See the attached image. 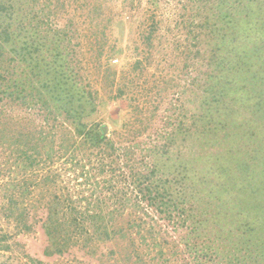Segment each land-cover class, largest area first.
Masks as SVG:
<instances>
[{
	"label": "trees",
	"instance_id": "1",
	"mask_svg": "<svg viewBox=\"0 0 264 264\" xmlns=\"http://www.w3.org/2000/svg\"><path fill=\"white\" fill-rule=\"evenodd\" d=\"M200 3L198 16L184 17V21L189 19L200 27L192 39L202 45L206 41L209 55L203 65L212 66L202 84L211 97L202 98L200 127L201 131L222 132L225 125H217L228 119V158L209 156L211 161L206 163L211 165L204 167L203 175L218 170L215 173L220 182L200 180L193 183L199 184L196 190L190 183L194 177L187 171L179 168L172 176L164 172L169 160L167 142L153 144L137 158L134 147L139 144L129 138L133 135L129 121L108 130L104 120L95 117L99 89L81 73L79 62L74 64L71 35L65 27L41 31L32 16L34 27L30 32L20 31L19 37V28L11 26L12 14L7 12L13 2L0 1V117L7 121L0 137H5L3 151L11 160L10 166L23 172L4 185L0 183L9 186L1 198L0 218L29 230L30 207L25 197L31 196L34 186L40 181L46 185L48 181L62 182V170L83 172L86 161L91 165L85 173L106 174L101 181L109 192L114 190L112 179L120 170L124 188L133 193L126 197V190L121 188L107 196L95 189L75 196L69 190L53 194L41 218L49 242L45 249L48 255L63 253L79 242L88 246L95 241L127 239V251L120 261L128 264H192V260L194 264H264V0ZM157 6L155 1L154 8ZM101 8L99 2L89 8L88 17L95 27ZM107 28L92 33L100 80L110 77L108 58L113 50L106 40ZM151 37L149 32L147 38ZM197 51L202 54L204 50ZM222 72L227 74L222 76ZM127 89L128 82L117 85L113 75L108 97H121ZM227 96L228 108L223 103L226 108L217 109ZM9 123L18 125L10 131ZM212 133L204 135L209 139ZM3 167L0 161V174ZM44 170L48 173L41 176ZM37 174L39 178L33 177ZM226 180L228 194L223 188ZM198 192H207L216 200V211L205 212L201 202L197 206ZM81 196L85 203L79 201ZM110 199L122 203L113 205ZM130 199L132 210L119 224L116 219L125 214L124 203ZM162 220L172 224L176 234L170 235ZM162 232L167 237H162ZM7 238V234H0L8 249ZM182 250L187 255L180 262ZM27 258L31 264H42L30 255Z\"/></svg>",
	"mask_w": 264,
	"mask_h": 264
},
{
	"label": "rangeland",
	"instance_id": "2",
	"mask_svg": "<svg viewBox=\"0 0 264 264\" xmlns=\"http://www.w3.org/2000/svg\"><path fill=\"white\" fill-rule=\"evenodd\" d=\"M10 1L13 4L7 11L12 14L9 22L13 28H19V37H22L20 31L30 32L29 28L34 27V17L37 28L41 31L45 28L59 27H65L68 30L71 35L70 45L74 49L73 54L75 53L74 64L79 62L82 67L81 73L99 89V112L95 117L103 119L108 130H113L117 124L121 126L123 122L129 121L133 130V135L130 134L129 138L132 143L139 144L134 147L137 158L146 153L148 147L151 148L153 144L167 142L169 160L168 166L163 167L165 173L175 175L179 172V168L187 171V174L194 177L192 182L189 181L196 190L199 189V184L193 183H199L200 180L209 184L220 182L215 173L219 172L218 170H214L212 175H203V170L205 166L211 165L206 163L207 160L211 161L209 156L225 155L228 158V119H224L222 124L217 125L220 127L225 125L222 132L213 131L212 133L206 131L207 129L201 131L202 98L205 95L211 97L210 93L204 91L203 85L207 80V74L211 73L212 66L203 65L206 62L203 59H207L209 55L208 48L205 47L206 41L202 45L192 39L194 31L199 30L200 27L198 24L193 25L189 19L184 21L187 15L198 16L201 9L197 6L201 4V0ZM155 1L158 6L154 8ZM94 2L102 4V13L96 19V22H99L96 27L90 23L88 17L89 8ZM106 25L108 28L104 32L113 53L108 58L110 77L106 76L100 80L101 77L98 74L100 68L94 64L97 48L92 33L96 29L103 30ZM149 32L152 33L151 38H147ZM51 38V35L47 38L48 44ZM198 48L204 50L202 54L198 53ZM226 74L222 72L220 75ZM113 75L117 85L120 82L126 84L127 81L129 87L127 94L114 99L108 97ZM220 103L217 109L225 107L223 103H227L228 108V96ZM244 109L243 107L239 111ZM6 122L5 118L0 117V129L6 126ZM17 125L18 123H9L8 130H15ZM211 125H213L212 122ZM188 132H190L189 135ZM204 133L212 134L208 139ZM4 139L5 137H0V161L4 163L3 172L0 174L2 185L7 179H15L23 174L21 170L10 166L11 160L7 159L3 151L6 148ZM89 164L86 161V169L90 167L91 164ZM86 169L83 172L81 169L66 170V172L62 170L60 172L62 182L48 181L46 185L40 181L38 186H34L31 196L25 197V203L30 207L31 228L29 230L16 228L6 219L0 218V234H7V243L10 244L7 249L4 247L6 243L0 241V264H31L27 255L41 260L42 264H128V262L120 261V256L127 251L124 249L129 244L127 239L95 241L88 246H82L79 242L60 254L48 255L45 252L49 242L41 227V218L45 215L44 207L54 196L53 194L62 195L69 190L75 196L81 191L92 193L95 189L102 190L107 196V194H115L116 189L123 188L124 192L125 190L127 192L126 197L131 198L133 195L129 187L124 188L120 170L115 172V177L112 179L115 187L112 192H109L105 183L101 181L102 176L106 174L100 175L93 172L88 174L85 173ZM47 173L48 171L44 170L41 176ZM97 175L100 178L99 184L96 183ZM33 177L39 178L40 175H33ZM205 185L206 183L203 186ZM8 187L0 186V202ZM223 188L228 194L230 188L228 180ZM121 191H118V196L121 195ZM113 199L108 202L117 206L122 203L119 200L112 203ZM196 200L199 201L197 206L201 202L205 212L212 213L217 209V206H214L216 200L207 192H198ZM79 201L85 203L82 196L79 197ZM124 204L125 214L116 219L119 224L126 220L125 215L132 210L131 199ZM163 222L166 225V221ZM166 226L169 228L167 231L170 235L176 234L171 229L172 224L167 223ZM156 228L158 229L157 225ZM162 237L167 236L162 232ZM110 251L114 253L111 255ZM185 255L187 252L182 250L179 255L180 262L183 261V257H186ZM171 256L174 258V255ZM191 262L195 263L193 260ZM182 264H185L184 261Z\"/></svg>",
	"mask_w": 264,
	"mask_h": 264
}]
</instances>
